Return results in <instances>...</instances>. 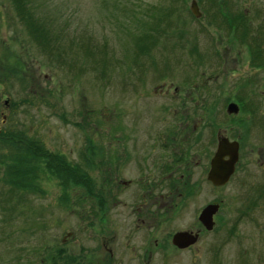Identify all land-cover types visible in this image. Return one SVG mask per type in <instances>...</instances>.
Masks as SVG:
<instances>
[{
  "label": "rangeland",
  "instance_id": "obj_1",
  "mask_svg": "<svg viewBox=\"0 0 264 264\" xmlns=\"http://www.w3.org/2000/svg\"><path fill=\"white\" fill-rule=\"evenodd\" d=\"M27 2L55 42L51 56L42 52L20 23L11 0H0V132L21 131L73 162L93 147L102 158L98 168L93 165L89 173L103 189L108 188L109 178L107 157L103 156L110 154L113 139L138 145L158 122L157 117L164 115L163 107L171 112L172 108L186 111L209 105L217 123L215 131L224 126L226 103L234 100L230 93L236 84L253 80L258 72L255 67L245 78L247 66L240 62L249 57L246 43H264V0L228 2L233 10L247 15L239 24L247 39L244 45L235 40L232 48L226 30L207 24L209 8L203 2L198 5L199 19L190 17V0ZM151 7L176 10L183 33L178 42L177 37L165 41L160 37L150 49V57H135L136 47L125 30L136 27L128 15ZM167 21L174 26L172 15ZM219 84L224 85L223 92ZM242 88L241 96L252 89ZM190 89L195 93L190 95ZM255 101L252 94L243 104L253 106ZM259 101L264 106V95ZM194 117L203 118V114ZM255 145L258 143L249 142L243 153ZM97 158L91 159L93 164ZM3 171L0 164V264L60 263L57 255L66 254L79 264H108L103 242L114 249L109 264H264V191L256 189L264 182V170L259 167L245 170L248 179L244 187H237L236 176L226 187L211 189V202L221 206L213 218L214 228L191 250L182 252L163 251L160 245L166 235L189 224L187 213L158 228L153 224L134 231L127 208L120 205L113 210L109 204L106 218L100 213L97 216L95 201L84 197L81 188L64 208L58 182L45 174L37 182L43 194H17L12 199L2 184ZM120 179H129L126 169ZM117 196L125 202L128 191ZM203 199L204 192L195 198V207L199 208ZM142 235L144 245L140 244ZM141 246L152 252L149 258H140Z\"/></svg>",
  "mask_w": 264,
  "mask_h": 264
},
{
  "label": "flooded vegetation",
  "instance_id": "obj_2",
  "mask_svg": "<svg viewBox=\"0 0 264 264\" xmlns=\"http://www.w3.org/2000/svg\"><path fill=\"white\" fill-rule=\"evenodd\" d=\"M232 14L235 15L236 13ZM246 17L247 15L244 12V16H241L236 24H241V19H246ZM250 23L249 21L246 22L249 25ZM253 35L255 34L253 33ZM246 44L249 57L245 62H240V65L246 64L247 66L246 71L243 72L247 75H244V77L251 75L255 67H258L256 68L258 72L255 73L253 80L236 84L235 91L232 90L233 93H230V96L240 94L244 90L242 88L244 85L245 88L251 86L252 89H249L250 91L245 96L255 95V105H245V107L244 104L240 105L235 100L227 102V105L234 102L238 110L235 114H228L226 105L224 126H222L225 127L224 131L219 130L222 127H216V130L213 131L217 123L213 114L211 115L213 112L212 107L210 108L209 105L189 107L186 108V111H178L176 108H172L171 112L169 111L171 108L163 107L162 113L164 115L157 117L158 122L153 123L152 127L149 124L151 128L145 132V138L138 145L133 144L131 141L124 144L126 139H113L109 143L110 154L103 156L104 158L107 157V160H105L109 175L107 181L109 200L107 198L105 202L104 219L109 204L113 207V210L123 205L128 209L129 218L132 220V230L144 231L153 224L158 228L162 223L170 222L173 218L187 213L190 216L189 224L166 235L160 248L163 251L171 250L172 252L189 251L214 228L213 218L219 213L221 206L219 203L211 202V189L226 187L236 176L237 182L240 183L237 184V187H244L246 185L243 184L248 179L247 174L244 176L247 168L252 166L264 170V106L259 101V97L264 95V43L257 40L254 43L248 42ZM230 70L235 69L231 68ZM235 72H238L237 69ZM237 75L239 74L237 73ZM218 87L223 92L224 85L219 84ZM168 91L169 89L166 90V92ZM173 91L177 92V89ZM195 91V89H190V95ZM204 91L210 93L209 90ZM199 113L203 114V118L194 117ZM200 122L202 125H200ZM218 138H226L229 142H236L238 155L234 171L227 183L215 187L207 180V175L211 168V160L216 150ZM249 142H256L258 145H255V148L246 149L247 153H243L244 147L246 148ZM213 143L215 146L212 151ZM60 154L66 160L68 159L67 155ZM96 156L98 158L94 160V165L98 168L102 156L98 154ZM75 162L79 169L84 168L82 156H77ZM124 169H126L129 179L121 180L120 174ZM256 189L264 191V182L258 185ZM125 190L128 191V196L125 202H122L117 194ZM202 192H204L205 199L197 208L194 205V200L197 196H201ZM99 204V202L94 204V207H96L95 212L98 210ZM210 204H217L218 209L212 217L213 226L211 230H206L199 222L198 217L201 211ZM179 232L196 236V241L185 248H177L172 244L171 239L174 234ZM141 237L140 244L144 245L146 239L143 235ZM105 244L106 242L102 243V248L108 252V262L110 263L112 257H114V249L106 248L107 245L105 246ZM154 244L155 246L158 245L157 242ZM138 251L142 259L149 258L152 253L147 248L143 249L142 246Z\"/></svg>",
  "mask_w": 264,
  "mask_h": 264
},
{
  "label": "trees",
  "instance_id": "obj_3",
  "mask_svg": "<svg viewBox=\"0 0 264 264\" xmlns=\"http://www.w3.org/2000/svg\"><path fill=\"white\" fill-rule=\"evenodd\" d=\"M195 1L197 5H200L201 2L208 5L209 18L207 24L226 30L229 45H233L232 43L235 40L242 44L245 43L244 40L247 39V36L244 35L243 31H240V25L236 24L243 14L241 10H233V6L228 3L230 0ZM11 3L30 39L39 46L42 52L51 56L55 39L50 35V31L45 24L36 17L31 5L27 0H11ZM231 12L236 14L233 15ZM223 13L224 15H222ZM171 15L173 16L174 26H172L171 21L166 22ZM128 16L129 21L133 22L136 27V30L132 29L130 31L127 26V30H125L130 36V42L136 47L135 57H150V49L157 45L160 37L163 41L177 37L178 42V38L182 36L183 29L180 26L183 22L177 11L171 9V7L146 8L139 14L129 13ZM190 17L194 19L191 15ZM227 22L229 23L228 26L226 25ZM171 31L172 34L168 35ZM175 33H177V36ZM252 42L254 43L253 40ZM245 98L247 96H241L239 93L234 96V100L240 105L243 104ZM0 146V149L4 151L0 154V164L4 166L1 180L3 186L7 188L8 197L13 199L17 194H43L37 182L41 175L45 174L49 180L53 179L58 182L60 202L64 205L61 206L67 208L72 202L73 193L77 188H81L84 197L92 199L95 203H100L96 215H99V213L101 215L105 214L108 188L103 189V187L97 186L89 173V169L93 168L94 165L91 159L97 154L93 147L86 148V154L81 155L84 160V168L79 169L76 162L66 160L59 152H52L44 148L40 139L28 137L21 131H13L12 129L5 130L4 133L0 132ZM57 259L60 263L53 260L51 264H79L72 255L66 254L63 257L57 255Z\"/></svg>",
  "mask_w": 264,
  "mask_h": 264
},
{
  "label": "water",
  "instance_id": "obj_4",
  "mask_svg": "<svg viewBox=\"0 0 264 264\" xmlns=\"http://www.w3.org/2000/svg\"><path fill=\"white\" fill-rule=\"evenodd\" d=\"M189 10L195 18L200 17L195 0L189 4ZM237 105L229 103L226 108L228 114L237 112ZM238 145L236 142H229L226 138H218L216 150L211 160V168L207 175V180L215 187L223 186L227 183L229 177L234 171L237 162ZM218 205L210 204L206 206L199 214L198 220L206 230H211L213 226L212 217L217 212ZM196 241V236L186 232H179L173 235L171 242L177 248H185Z\"/></svg>",
  "mask_w": 264,
  "mask_h": 264
}]
</instances>
